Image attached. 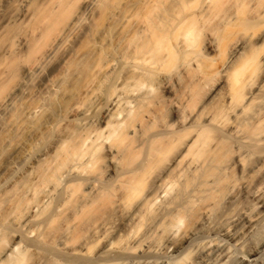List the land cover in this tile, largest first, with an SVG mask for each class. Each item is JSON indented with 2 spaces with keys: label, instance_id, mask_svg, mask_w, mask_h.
I'll return each mask as SVG.
<instances>
[{
  "label": "bare ground",
  "instance_id": "obj_1",
  "mask_svg": "<svg viewBox=\"0 0 264 264\" xmlns=\"http://www.w3.org/2000/svg\"><path fill=\"white\" fill-rule=\"evenodd\" d=\"M0 264H264V0H0Z\"/></svg>",
  "mask_w": 264,
  "mask_h": 264
}]
</instances>
